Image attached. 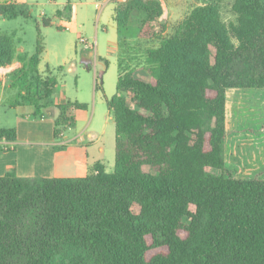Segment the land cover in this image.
Segmentation results:
<instances>
[{"label": "trees", "instance_id": "16d2710c", "mask_svg": "<svg viewBox=\"0 0 264 264\" xmlns=\"http://www.w3.org/2000/svg\"><path fill=\"white\" fill-rule=\"evenodd\" d=\"M221 2L200 0L170 33L158 0L116 5L119 41L159 44L105 101L113 171L96 163L83 178L0 177V264H264V179H237L224 156L227 91L264 90V0H233L227 25ZM19 16L30 17L24 3H0V17ZM42 52L38 40L10 77L14 104L36 114L57 86L38 70ZM14 54L13 35L0 33V69ZM56 108L60 139L70 112L86 106ZM0 140L15 142V129H0Z\"/></svg>", "mask_w": 264, "mask_h": 264}, {"label": "rangeland", "instance_id": "374dc122", "mask_svg": "<svg viewBox=\"0 0 264 264\" xmlns=\"http://www.w3.org/2000/svg\"><path fill=\"white\" fill-rule=\"evenodd\" d=\"M15 1L26 5L30 17L19 16L11 20L0 18V33L13 35L15 48L28 57L34 54L36 44L40 40L43 52L39 70L46 73L48 69L50 75L56 79L57 86L53 95L62 96L64 92L71 102H82L81 104L86 106L88 112L86 115L79 112L76 114L86 117L84 125L90 118L95 105L92 127L99 129L108 118L105 101L116 93L118 56L125 67H140L144 64L146 50L157 47L159 42L139 39L120 41L119 51L116 50L114 5L107 0ZM116 1L118 5H124L129 0ZM232 1L222 0L219 5V14L225 25L234 20L230 12ZM198 2L200 0L160 1L163 9L161 21L167 23L169 33L171 28L177 25ZM68 3L71 13L57 16L56 12L63 11ZM43 20L49 21L50 24L44 26ZM80 38L85 39L86 43L81 44ZM96 85L101 89H96ZM11 95L13 96L12 90H6L4 93L5 101L0 111L1 118H3V110L10 111L8 101ZM239 96L241 113L237 116L233 114L235 116L228 118L229 124H232L231 135L235 134L237 139L255 137L253 141H256L254 143L259 146L264 143V109H262L264 105L259 107V116L249 118L246 111L254 97L246 92ZM256 106L255 103L253 107ZM36 126L38 130L45 133V136L52 137L51 130L54 127L52 118L47 117L44 121L37 120ZM65 132L69 138L74 134L73 130ZM108 170L112 172L113 168Z\"/></svg>", "mask_w": 264, "mask_h": 264}, {"label": "crops", "instance_id": "0c3cea01", "mask_svg": "<svg viewBox=\"0 0 264 264\" xmlns=\"http://www.w3.org/2000/svg\"><path fill=\"white\" fill-rule=\"evenodd\" d=\"M107 1L114 5L115 11V7L118 5L117 1ZM158 1L160 2L161 0ZM4 2L19 3L15 0L0 1V3ZM135 39L130 38L128 40ZM116 46V50L119 51L121 45L118 36ZM19 54L21 52L15 48L14 58L10 66L0 69V111L5 101L4 93L6 90H12L13 92V96L11 95L8 101L10 111L3 110V118L0 117V129L14 128L16 131L15 142L0 140V177L7 173H13L19 178H83L91 173L92 167L96 163L103 164L106 172H109L108 169L114 167L115 129L113 119L108 110V118L99 129L92 127L95 105L85 125L86 117H83V115L81 117L76 113L79 112L86 115L88 109L71 111L70 116L74 120V126L69 130L74 131L73 136L69 138L65 132L61 139H55L54 127L58 114L56 107L65 104L67 101L71 102V100L65 96L64 92L62 96L53 95L51 101L47 104V108L41 109L39 114H36L33 107L15 105L16 91L11 87L10 77L22 67V64L17 60ZM119 58L120 56L117 58V77L133 68L132 66H126V68ZM39 72L43 73L40 70ZM98 88L101 89L100 86ZM244 92L254 97L250 101L252 104L248 105L249 109L246 111V115L249 118L259 116V107L264 105V90L230 89L227 91L225 104V162L235 172L237 179L253 177L264 179V143L255 147L254 144L256 143L254 142L256 141H253L255 137L250 138L249 136L237 139L235 134L231 135L232 124L228 122L230 116L233 114L237 116L241 113L239 95ZM255 103L257 106L253 107ZM47 117L53 119L52 137L45 136V133L38 130L36 126L37 120L44 121Z\"/></svg>", "mask_w": 264, "mask_h": 264}, {"label": "built area", "instance_id": "2783aa9c", "mask_svg": "<svg viewBox=\"0 0 264 264\" xmlns=\"http://www.w3.org/2000/svg\"><path fill=\"white\" fill-rule=\"evenodd\" d=\"M79 42L81 43V44H83V43H86V40L85 39H82V38H80L79 39ZM60 136L62 137L63 136V134H60ZM254 144V143H253ZM255 145V147H256V144H254Z\"/></svg>", "mask_w": 264, "mask_h": 264}, {"label": "water", "instance_id": "95a60500", "mask_svg": "<svg viewBox=\"0 0 264 264\" xmlns=\"http://www.w3.org/2000/svg\"><path fill=\"white\" fill-rule=\"evenodd\" d=\"M163 23V21H161Z\"/></svg>", "mask_w": 264, "mask_h": 264}]
</instances>
